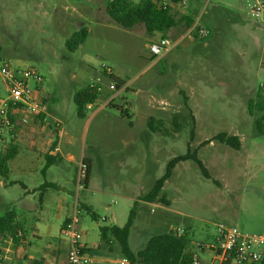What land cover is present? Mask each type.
I'll return each instance as SVG.
<instances>
[{"label":"rangeland","instance_id":"374dc122","mask_svg":"<svg viewBox=\"0 0 264 264\" xmlns=\"http://www.w3.org/2000/svg\"><path fill=\"white\" fill-rule=\"evenodd\" d=\"M185 8L197 26L208 30L207 36L192 46L187 39L178 42L155 64L148 47L163 34H149L143 24L131 29L118 25L107 13V0H0L1 56L14 66L37 68L50 103L71 108L67 130L74 143L69 150L77 160L63 158L54 166H68L66 174L74 179L79 161H90V185L85 190L78 183L81 199L75 202L80 227L90 241L100 240V225H125L133 209L135 249H142L151 236L170 230V225L193 240V249L204 264H220L205 247L216 243L220 224L247 234L264 232V136L256 126V119L264 114L259 108L264 98L260 87L264 23L247 0H186ZM83 27L88 32L85 41L70 50L67 40ZM191 36L195 38L194 32ZM108 68L114 75L107 73ZM116 77L124 84L110 90L111 82L118 84ZM92 84L107 87L101 100L79 117L73 94ZM30 85L35 87L34 81ZM109 93H117L113 104L103 106ZM6 94L0 75V97ZM186 96H191L188 104ZM145 99L152 100L151 107L144 104ZM249 100L255 102L252 114ZM147 115L158 120L155 126L160 130L144 124ZM221 132L238 135L241 149L215 139ZM189 148L197 152L210 178L188 159L176 164L162 190L170 205L155 201L147 207L134 201L128 208L121 202L117 183L134 184L137 176L139 186L129 184V189L134 195L145 194L170 160ZM76 175L80 177L79 172ZM84 205L92 206L97 219ZM47 207L50 236H58L65 214L59 213L55 203ZM63 212L67 214L66 209ZM0 240L4 264H21L24 252L10 238ZM109 240L102 249L112 246L114 264H124L119 242ZM47 241L43 236L42 245Z\"/></svg>","mask_w":264,"mask_h":264},{"label":"crops","instance_id":"0c3cea01","mask_svg":"<svg viewBox=\"0 0 264 264\" xmlns=\"http://www.w3.org/2000/svg\"><path fill=\"white\" fill-rule=\"evenodd\" d=\"M170 4L178 14L181 13V16L187 15L194 19V16L192 15L191 11H188L186 8L182 9L181 6L175 2ZM195 25L197 24L194 19L193 26L183 32L186 27L183 22H180L177 26L171 28L167 32V36L165 38H173L174 40L172 41L175 42V45L179 44L178 42L187 39L186 44L192 46L195 42H197L196 39H201L200 37L194 38L193 36H191V34H189L190 30ZM205 45H208L207 42H205ZM172 50L173 48L169 52L165 53L163 56L159 57H154L150 53L151 58H153V63L156 64L161 59L166 58L172 52ZM107 73H109L110 75H114L111 69L110 72L108 70ZM119 86L121 85L116 84L115 82H111L108 87L110 90H113L114 87L119 89ZM104 87L107 86L104 85L102 91ZM121 90H119L118 92H120ZM135 93L138 94L139 89L136 90ZM43 94L53 118L60 120L62 122V125L56 133L55 127L52 124H42L38 121L37 118H33L27 115L16 116L15 138L13 144L17 146V152L16 155L8 162L7 174L5 176H2L0 174V214H3L8 210L13 209L16 213V221L22 226L24 230L25 238L23 240V245L18 246L19 251L24 252V259L21 264H24L25 262H28L29 264H39V262L45 259L48 255L51 256V258L53 257L52 259H55L57 264H69V243L67 238L63 235L62 226L64 222L71 216L76 205L75 202H78L81 199V195L79 193L81 190H79L78 187L79 177L77 178L76 175L77 172H80V166H76V173L74 179L73 176L69 178L66 174L68 166H54L58 164L63 158H66L67 160L72 162H75L77 160L75 155L69 150V148L73 146L74 143L72 135L67 130V125H70V118H68V115L70 113L71 108H58L55 105H52V103H50L51 96L47 94L44 89ZM116 94L111 95L109 93L107 100H114ZM99 100H101V98ZM190 100L191 96H189V101ZM144 104L147 107H151L152 100L148 99L144 102ZM92 106L89 107L88 105V109H91ZM97 112L98 110L91 115V117L89 118L90 121L93 120ZM122 112L125 115L130 116L128 109L123 108ZM151 119L157 120L151 115H147L145 117L144 124H146L147 127H149L148 122ZM55 140L57 141L56 146L59 150L53 151L51 153V156L54 155L57 158L56 162L51 166H45L46 155L49 151V147L51 143ZM0 147L1 151L5 150L4 144H0ZM79 163L81 164V161H79ZM139 181L140 180H138L136 176L134 179V184L129 182L117 183L118 194L121 198V202H125L128 208L130 206L129 204L134 201H139L147 207L151 204H154V202H148L144 199V196L149 191L141 195H134L133 192L130 191L129 188L131 185L129 184L139 186ZM89 185L90 180L86 187H84L83 189L88 190ZM54 203L56 204L59 213L65 214L64 220L60 227V234L58 236H50L51 219L49 215L46 214L48 211L47 205ZM88 204H91L90 201L88 202ZM84 206L90 208L92 207L90 205ZM65 209L67 210V214L63 212ZM112 225L123 226L120 224ZM101 226L109 225H100V227ZM134 226L135 220L129 235V245L130 248L136 252L140 249H135L134 247ZM169 228L170 230L174 231L179 227L175 228L169 225ZM80 229L83 233L84 245L88 249L87 252L90 253L93 259V264H114L115 260L114 258H112V254H115V252L113 247L110 246L108 247V249H102V243L109 244L111 242V240L109 239L113 237H109L108 240L102 241L100 233V240L93 239L90 241L87 238V231H84L81 227ZM141 233L143 234V232ZM181 233L183 232L181 231ZM43 236H46V238H48V241L45 242V245H42ZM147 241L148 239L145 241V243H143V247L146 245ZM205 247L207 252H209L210 254H212L213 252L215 254L214 258L218 260L220 264L228 260L223 259L222 253H216L218 251L217 237L215 244L205 245ZM190 251L195 252V249L192 248L190 249ZM124 259L126 258L123 257L124 264H129V260L127 259L128 261L126 262L124 261Z\"/></svg>","mask_w":264,"mask_h":264},{"label":"trees","instance_id":"16d2710c","mask_svg":"<svg viewBox=\"0 0 264 264\" xmlns=\"http://www.w3.org/2000/svg\"><path fill=\"white\" fill-rule=\"evenodd\" d=\"M106 10L114 22L126 29H131L137 24H143L149 34L161 32L163 37H166L167 32L171 28L177 26L180 22H185L186 29H189L194 24V19L192 17L187 15L178 17L177 12L171 5L161 6L155 3L154 0H139L138 2L134 0H107ZM194 28L198 29L199 26L195 25ZM87 34L88 32L85 27L75 32L72 37L67 40V47L70 50L76 49L85 41ZM194 36L198 37L197 31L194 32ZM2 52L3 45L0 41V57H2ZM115 79L119 85L124 84L123 80L120 78L116 77ZM100 86L101 85H95L92 87L90 85L75 92L74 104L76 106V113L79 117H85L88 105L95 103L101 98L102 88L99 90ZM185 99L188 104L189 98L186 96ZM108 104H113V99L109 100ZM254 107L255 102L253 100H249L248 109L251 114L254 111ZM259 108L264 111V98L262 101H259ZM15 118L16 116H14V120ZM38 121L44 124L42 117H39ZM155 122V120L151 119L148 122V126L153 128L155 131H158L160 128L155 126ZM51 124L53 125V123H50V125ZM256 126L258 131L264 136V114L256 119ZM58 130L59 129L55 127L56 133ZM215 139L236 150L241 149L242 146L240 138L235 134L221 132L215 136ZM13 141L14 138H12L7 144L5 150L0 152V174L2 176L7 174L8 162L16 155L17 152V146L13 144ZM210 141L211 140H209V142ZM56 145V140L51 143L49 151L46 155L45 166H51L56 162L57 158L53 154V156H51V153L56 151ZM188 159L194 160L198 164L203 175L210 178L209 171L205 167L203 161L199 158L197 152H191L189 148L187 153L176 156L170 160L164 174L156 180L152 189L144 196V199L148 202L156 201L169 205V200H167L165 195H161L162 190L166 182L171 178L176 164ZM82 162L86 166L84 177L81 179V183L84 188L90 180L91 164L87 159H83ZM84 207L91 212L94 219H97L96 214L90 207ZM135 215L136 212L132 209L125 225H109L100 227L102 241L108 240L109 237L115 238L120 244L124 257L129 260V264H192L195 261H201L197 253L190 251V249L193 248V240L186 233L178 234L172 230L151 236L142 249L136 252L133 251L129 245V235L135 220ZM68 221L69 219H67L62 226L63 235ZM8 238L14 242L16 247L23 245V240L25 238L24 230L16 221V213L13 209L0 214V239ZM1 243L2 242L0 240V264H4V252L1 248ZM84 250L86 252L88 251L86 247ZM218 254H221V250H218ZM43 260L39 262V264H42ZM222 264H233V260L229 258ZM253 264H264V262H255Z\"/></svg>","mask_w":264,"mask_h":264},{"label":"built area","instance_id":"2783aa9c","mask_svg":"<svg viewBox=\"0 0 264 264\" xmlns=\"http://www.w3.org/2000/svg\"><path fill=\"white\" fill-rule=\"evenodd\" d=\"M161 6L177 3L182 9H185L186 0H154ZM248 6L252 12L264 23V0H247ZM197 31L200 38H205L208 30L199 27L192 28L189 32ZM175 46L169 38L162 37L158 41L151 42L149 45L150 53L154 57L163 56ZM110 72V68H108ZM107 70V71H108ZM0 75L6 83L7 94L0 97V144L6 147L12 138H15L14 116L27 115L33 118L42 117L43 123L49 125L53 123L54 127L60 129L62 122L54 119L48 109L46 99L43 94L41 84L43 76L40 71L29 64L14 66L9 60L0 57ZM30 81H34L35 87L30 85ZM97 85V84H96ZM92 87L95 84L91 85ZM261 90L264 91V82L261 84ZM102 87H99V90ZM111 100V99H110ZM106 100L104 105H107ZM92 104H89L91 107ZM55 150H59L58 147ZM86 171L85 164L81 161L79 187L83 188L81 179ZM104 219V218H103ZM181 229L177 228L174 232L181 233ZM64 236L69 243L68 261L70 264H93L90 253L84 250L83 233L80 229V209L75 205L74 210L69 217V221L64 229ZM264 245V232L247 234L239 228L220 224L218 226L217 248L221 250L223 259L231 258L233 264H253L255 262H264V250L260 249ZM124 261H128L124 259ZM24 264H29L25 262ZM42 264H57L55 259L45 258ZM192 264H204L202 261H195Z\"/></svg>","mask_w":264,"mask_h":264}]
</instances>
